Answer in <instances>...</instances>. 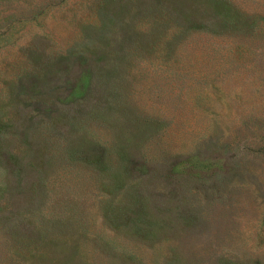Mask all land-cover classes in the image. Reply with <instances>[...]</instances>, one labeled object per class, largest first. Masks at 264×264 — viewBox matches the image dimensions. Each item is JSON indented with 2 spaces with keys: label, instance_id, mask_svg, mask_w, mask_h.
I'll list each match as a JSON object with an SVG mask.
<instances>
[{
  "label": "rangeland",
  "instance_id": "rangeland-1",
  "mask_svg": "<svg viewBox=\"0 0 264 264\" xmlns=\"http://www.w3.org/2000/svg\"><path fill=\"white\" fill-rule=\"evenodd\" d=\"M0 264H264V0H0Z\"/></svg>",
  "mask_w": 264,
  "mask_h": 264
}]
</instances>
